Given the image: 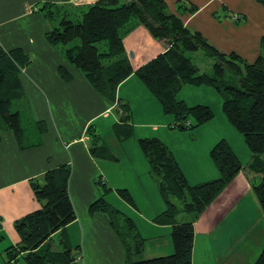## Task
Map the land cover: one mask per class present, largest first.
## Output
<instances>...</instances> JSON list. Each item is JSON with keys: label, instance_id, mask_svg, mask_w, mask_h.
Listing matches in <instances>:
<instances>
[{"label": "crops", "instance_id": "1", "mask_svg": "<svg viewBox=\"0 0 264 264\" xmlns=\"http://www.w3.org/2000/svg\"><path fill=\"white\" fill-rule=\"evenodd\" d=\"M96 1L72 0L64 6L78 9ZM163 1L184 26L200 33L220 52H234L248 63L259 56L260 40L264 36V8L255 0ZM44 5L62 3L61 0H0V50L6 54L18 51L23 61H28L18 78L35 112L27 137L29 142H23L25 149H20L12 132H0V264H7L4 251L19 243L15 221L40 209L29 183L61 166L70 169L67 190L75 212V220L66 226L65 232L80 264L128 261L124 244L111 229L108 217L101 212L90 213L91 204L105 200L103 185L106 184L114 190L119 209L125 207L136 218L133 226L144 239L146 254L151 258L170 255L171 226L155 221L165 210V204L138 145V140L145 138L162 142L183 175L184 171L190 173L186 180L195 185L218 178L209 152L220 140L228 143L244 170L194 223L191 264H253L264 246V219L251 188L259 177L248 171L252 156L226 118L220 115L217 125L208 122L191 133L169 131L170 124L159 103L133 74L118 86L119 102H110L95 92L83 74L67 64L61 52L47 42L45 34L57 26L50 23L53 19L39 12ZM190 5L196 7L192 13L185 8ZM234 15L241 19L234 22ZM123 45L133 71L165 50L162 42L153 40L141 27L128 34ZM60 67L70 73L69 82L58 75ZM209 88L185 85L177 98L188 106H209L200 98L186 100L181 96L183 91L211 93ZM120 102L126 105L124 112L119 108ZM126 114L125 123L135 129L130 138L121 141L115 135V128L123 125L122 117ZM20 117L22 121L21 113ZM23 129L25 134L26 128ZM92 132H98L95 145L105 147L112 155L110 159L103 158L104 153L92 154ZM160 132H166L167 136L164 138ZM179 134L190 135L188 145L195 143L180 146L175 138ZM117 190H126L133 204L123 200ZM55 237L58 233L52 239ZM53 244L55 249L60 248L58 240ZM20 258L19 255L15 261ZM22 263L25 264L19 260L16 264Z\"/></svg>", "mask_w": 264, "mask_h": 264}, {"label": "trees", "instance_id": "2", "mask_svg": "<svg viewBox=\"0 0 264 264\" xmlns=\"http://www.w3.org/2000/svg\"><path fill=\"white\" fill-rule=\"evenodd\" d=\"M70 1L61 0L62 5H44L39 9L48 19L62 14L58 26L46 33L45 38L55 48L60 45L59 51L66 63L80 71L93 90L110 102H119L116 99L117 88L133 74L156 99L163 114L172 116L171 129L193 130L209 122L213 113L207 106H188L177 100L178 92L185 85L211 87L218 92L226 120L241 135L252 156L247 169L259 177L251 188L264 219V36L260 40L259 56L248 63L234 52H220L200 33L189 30L178 16L169 12L163 0H97L78 9L64 6ZM255 1L264 8V0ZM185 8L189 13L196 10L191 5ZM240 19H234V22ZM137 27L145 29L153 40L162 42L165 50L133 71L123 40ZM196 52L212 60L210 74L201 72L187 56ZM23 59L18 51L6 54L0 50V132H12L20 149L26 148L23 145L24 129L19 111L12 113L10 108L23 95L18 78L21 69L28 63ZM57 73L63 81L71 80L65 68H58ZM226 74L233 77L234 84H225ZM119 104L124 112L126 105ZM127 119L126 114L122 117L123 125L115 128V135L121 141L132 134L131 126L125 123ZM91 136L94 141L90 149L92 154L104 153L106 157L103 158L110 159L112 155L109 151L105 147H97L96 139H93L96 137ZM138 145L150 174L158 179V193L165 210L155 221L171 226L172 253L132 262V256L143 251L144 243L133 222L125 219L128 230L134 232L127 240V235H120L109 219L110 214L119 215L120 212L112 210L105 200L99 199L91 204L90 213L107 214L111 229L124 244L128 258L126 264H191L194 223L244 170V166L228 143L220 140L209 152L218 178L191 186L162 142L156 138H145L139 139ZM69 176L70 169L61 166L29 183L40 209L15 221L14 230L19 243L4 251L7 264H13L19 255V260L25 264H80V258L65 232L66 226L75 220L67 190ZM103 186L105 192L110 191L106 185ZM117 193L127 203L133 204L126 190H117ZM182 214L189 215V219H180ZM57 233L59 249L54 248L52 239ZM253 264H264V246Z\"/></svg>", "mask_w": 264, "mask_h": 264}, {"label": "rangeland", "instance_id": "3", "mask_svg": "<svg viewBox=\"0 0 264 264\" xmlns=\"http://www.w3.org/2000/svg\"><path fill=\"white\" fill-rule=\"evenodd\" d=\"M68 12L70 13L71 10H68ZM61 16H62V14L55 15L53 20L50 21V23L55 24L56 26H58L59 21L61 19ZM57 47H58L57 50L61 49L60 45H58ZM187 56L190 57L195 62V64H197V66L200 68L201 72H204V73H207V74L211 73V66H212V60L211 59L204 57L201 52L188 53ZM224 81H225V84H227V83L234 84V82H235L233 77L231 75H229V74L225 75ZM190 89H195V88H190ZM199 89H201V88H199ZM209 90L211 91V93L204 92L203 94H200L199 90H196V91L194 90V94H190V92L183 91L181 96L182 97L184 96V98H186V100H191V98L194 97V98H200L202 101L207 102L210 107L208 105H206V106L209 107V109L213 113V118L209 122H213L214 125H217L216 123H218V121L220 119V115H222V117H224V119H225V116H224V114L222 112V99H221L220 95L218 94V92L215 89L210 87ZM206 91H208V90H206ZM22 94L23 95H22L21 100L14 102L12 104L11 108H10V111L12 113H14L15 111H19L21 113L22 121H23L22 127L26 128L24 142L27 141V144H28L29 140H27V137H28V134L30 133V131L32 129V126H31L32 123L31 122L34 121V119H35V112L33 111V109L30 108V105H31L30 98L27 97V95L24 93L23 88H22ZM177 100H180V99L177 98ZM203 106H205V105H203ZM164 116L166 117L165 119L167 120V122L171 125L173 123L172 116H170V115L169 116L168 115H164ZM131 129H135V128L132 127V125H131ZM168 129H169V131H176V133H179V132L180 133H191L194 130V129L193 130H178V129H171V128H168ZM231 129H232V131H234L235 135H237V137L241 141V138H242L241 135L233 127ZM36 132H38V131L36 130ZM160 133L164 134L163 135L164 138H165V136H167L166 132H160ZM91 135L96 137V136H98V132L97 133L92 132ZM189 136H190L189 134H187V135L186 134H179V135L175 136V138H176L177 142H180V146H183V147L186 146V145L187 146H191L195 142L190 144V145H188L189 142H188L187 139H188ZM29 139L31 141L34 140V138H29ZM93 139H95V138H93ZM164 140H165L166 143H168L167 139H164ZM230 140H232V137H230ZM187 149H188V147H187ZM175 152L177 153L176 149H175ZM239 157L242 158V154H240ZM184 172H185V176L189 177L190 173L186 172V171H184ZM152 177L158 183V179L156 177H154V176H152ZM188 182H189V185H191V186L195 185V184L192 183V181L190 179L188 180ZM106 185L108 187V184H106ZM115 195L116 194L114 193V190H110V191L105 193V197L104 198L106 200V203L111 206L112 210H116L117 209V210H120V212H121L119 215L110 214V216H109L110 218L109 219L115 224V226L117 228L116 229L117 232H119L120 235L126 234L127 235V240H129V237L132 234H134V232L133 231L131 232L130 230H128V224L125 221V219H130L132 222L133 221L135 222L136 218L134 217V215L132 213L126 211L125 207H121L119 209L120 205L117 202V200L115 199ZM188 216L189 215H187V214H182L180 219H182L183 221H185V220L187 221L189 219ZM57 240H58V237H55L54 241L57 242ZM148 259H151V257L149 255H147L146 252L143 249V251L139 255L132 256L131 261L132 262H134V261L138 262V261H144V260H148Z\"/></svg>", "mask_w": 264, "mask_h": 264}, {"label": "built area", "instance_id": "4", "mask_svg": "<svg viewBox=\"0 0 264 264\" xmlns=\"http://www.w3.org/2000/svg\"><path fill=\"white\" fill-rule=\"evenodd\" d=\"M239 17L238 15H234V19L237 20ZM188 125V124H187Z\"/></svg>", "mask_w": 264, "mask_h": 264}]
</instances>
